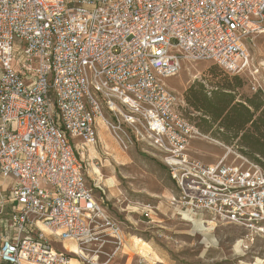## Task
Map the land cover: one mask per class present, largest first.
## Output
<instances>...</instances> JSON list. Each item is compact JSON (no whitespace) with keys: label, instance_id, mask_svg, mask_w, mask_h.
<instances>
[{"label":"built area","instance_id":"1","mask_svg":"<svg viewBox=\"0 0 264 264\" xmlns=\"http://www.w3.org/2000/svg\"><path fill=\"white\" fill-rule=\"evenodd\" d=\"M263 32L264 0H0V264H96L92 245L122 247L85 168L97 121L159 156L180 215L264 238V172L193 159L199 133L164 82L185 61L244 74Z\"/></svg>","mask_w":264,"mask_h":264},{"label":"rangeland","instance_id":"2","mask_svg":"<svg viewBox=\"0 0 264 264\" xmlns=\"http://www.w3.org/2000/svg\"><path fill=\"white\" fill-rule=\"evenodd\" d=\"M245 46L250 55V67L238 75L243 82L238 93L250 95L258 88L264 90V32L251 37ZM224 76L233 77L211 62L185 61L177 75L164 82L177 97L178 112L193 118L198 114L187 108L184 91L194 82H200L209 89L214 83L222 82ZM198 133L199 136L189 146L188 153L193 159L203 164H215L220 160L227 164H240V158L247 160L235 147ZM102 139L95 147L88 146L83 150L90 159L85 168L91 187L95 183L101 188L102 191L96 189L95 193L103 201L106 214L120 227L124 245L128 241H134L136 245L152 241L154 248L165 255L170 264H264V241L243 244L245 249L242 246V256H238L235 245L245 234L243 230L233 225H218L213 230L202 231L172 215L168 202L177 193L176 186L152 150L138 143L124 148L107 130ZM147 206L157 210L154 209L156 214L151 215L154 223L142 214ZM53 247L58 252L67 250L64 243L54 242ZM91 250L112 254L114 245L96 243ZM122 253L132 257L126 247ZM87 254L94 256L92 252ZM70 258L75 256L70 254ZM100 258L97 261L107 256L103 254Z\"/></svg>","mask_w":264,"mask_h":264},{"label":"trees","instance_id":"3","mask_svg":"<svg viewBox=\"0 0 264 264\" xmlns=\"http://www.w3.org/2000/svg\"><path fill=\"white\" fill-rule=\"evenodd\" d=\"M242 87L238 75L224 76L209 89L194 82L184 91L183 99L198 115L185 118L202 134L235 147L264 172V90L243 95L238 93Z\"/></svg>","mask_w":264,"mask_h":264},{"label":"crops","instance_id":"4","mask_svg":"<svg viewBox=\"0 0 264 264\" xmlns=\"http://www.w3.org/2000/svg\"><path fill=\"white\" fill-rule=\"evenodd\" d=\"M96 126H97V130H98V140L100 142L103 141L102 137L106 131V129H104V126L97 121L96 122ZM89 151V150H88ZM10 184L9 180H3L0 177V186L2 188H6L8 187ZM177 190V189H176ZM178 194V191L175 195H172L169 199L168 205L170 207V209L172 210V215L176 216L179 220L183 221L184 223H189V224H193L197 229L200 230H205V229H215L218 225H216L213 222H210L207 219H203V218H198V217H188L185 215H180V213L178 212V208L174 205L171 204V201L173 200V198H175ZM155 209V208H154ZM151 210L148 213V220L150 223H154V221L151 219V215L152 214H156L155 210ZM157 211V210H156ZM145 212V209L142 211V214ZM239 228L241 230L244 231V235L242 237H240L237 241L239 243L240 242V248H239V252L236 253L238 256H242L241 252L243 249H245V246H243V244H253L254 242H260V241H264V238L262 237H255L253 238V240H250L249 238H246V234L247 232L240 228V227H236ZM145 245H140V243H138L137 245L134 243V241H128L125 245L124 243L122 244V247L116 251L114 254H105L107 256V258H105L102 261H97L96 264H170V262H167V258L165 257V255L161 254L158 250H156L155 244L152 241H142ZM65 248L67 249L66 251L73 253L75 252V245L71 242H65L64 243ZM236 246V245H235ZM243 246V249H241V247ZM126 247L127 250H129L132 254V257L128 254L122 253L123 249ZM143 248V249H142ZM146 248V249H145ZM113 252V251H112ZM103 255V254H101ZM97 256H95L96 258ZM98 260H101L100 255L98 256ZM70 264H81L77 259L75 258H70Z\"/></svg>","mask_w":264,"mask_h":264},{"label":"bare ground","instance_id":"5","mask_svg":"<svg viewBox=\"0 0 264 264\" xmlns=\"http://www.w3.org/2000/svg\"><path fill=\"white\" fill-rule=\"evenodd\" d=\"M122 165V164H121ZM97 173H98V171H96ZM239 248H240V242L239 243H237V245L235 246V250L236 251H239ZM79 252V250L75 247V253H78Z\"/></svg>","mask_w":264,"mask_h":264}]
</instances>
